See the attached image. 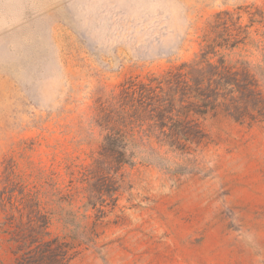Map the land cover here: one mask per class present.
<instances>
[{"label":"rangeland","instance_id":"1","mask_svg":"<svg viewBox=\"0 0 264 264\" xmlns=\"http://www.w3.org/2000/svg\"><path fill=\"white\" fill-rule=\"evenodd\" d=\"M252 4L264 0H0V173L29 145L67 180L65 164L88 165L101 141L97 98L191 59L214 13ZM204 127L193 168L125 166L105 214L83 216L81 201L70 227L53 222L80 250L70 264H264V121Z\"/></svg>","mask_w":264,"mask_h":264},{"label":"trees","instance_id":"2","mask_svg":"<svg viewBox=\"0 0 264 264\" xmlns=\"http://www.w3.org/2000/svg\"><path fill=\"white\" fill-rule=\"evenodd\" d=\"M94 109L101 141L88 165L65 164L67 180L31 161L29 145L15 153L23 163L14 155L4 160L0 240L12 259L0 264H70L80 250L72 238L49 228L53 222L70 227L75 203L81 201L83 216L105 214L104 202L118 191L125 166L185 171L194 167L191 157L208 141V119L224 117L248 126L263 122L264 5L214 13L191 59L127 78L107 97L97 98Z\"/></svg>","mask_w":264,"mask_h":264}]
</instances>
